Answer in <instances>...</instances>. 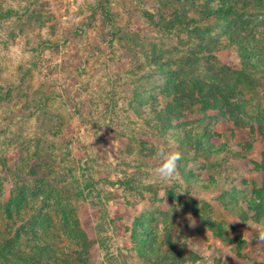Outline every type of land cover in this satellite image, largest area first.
Returning a JSON list of instances; mask_svg holds the SVG:
<instances>
[{
	"label": "rangeland",
	"instance_id": "1",
	"mask_svg": "<svg viewBox=\"0 0 264 264\" xmlns=\"http://www.w3.org/2000/svg\"><path fill=\"white\" fill-rule=\"evenodd\" d=\"M174 9L189 26L168 34L158 22ZM263 37L253 0H0V202L20 191L31 200L20 218L0 213V242L30 250L52 238L64 264H76L85 254L78 222L92 242L87 264H165L156 249L171 250V264H264V216L252 205L264 190V91L245 69ZM243 44L255 51L244 56ZM192 73L236 104L210 101L200 113L189 96L172 102L167 77L178 91ZM235 77L242 93L230 95ZM165 138L184 158L162 183L154 146ZM40 175L50 186L35 191ZM78 180L97 191L76 198ZM42 212L51 226L27 242L22 231ZM0 264L12 263L0 254Z\"/></svg>",
	"mask_w": 264,
	"mask_h": 264
},
{
	"label": "trees",
	"instance_id": "2",
	"mask_svg": "<svg viewBox=\"0 0 264 264\" xmlns=\"http://www.w3.org/2000/svg\"><path fill=\"white\" fill-rule=\"evenodd\" d=\"M254 5L259 7V10L261 12H264V0H253ZM225 3L222 4V6L219 8V10H221L222 12L226 13L227 11H230L231 8H224ZM249 6V5H248ZM164 7V6H163ZM207 13L209 15H214L216 13L215 10H213L212 7H208ZM150 18H153V14L152 13H148ZM192 22H197L198 19L196 18H192L190 19ZM218 22H221V19H217ZM189 22V20L187 19V15L183 14V10L182 9H174L172 10L171 14H166L164 15V17L160 18V21L158 22L160 28L168 33L171 34L172 32H177V31H183L185 30V28H187L189 26V24H187ZM199 25H195V28H197ZM262 41H264V37L261 38ZM240 48H242V51L244 53V56H247L248 54H250L252 51H255L250 45L247 44H243V45H238ZM259 57L256 58L253 62H247V64L245 65V69L247 71L248 74L252 75L255 77V80L258 81L259 86L263 88L264 91V52H259L258 53ZM190 79L187 81H182L184 83V87H179L178 91L176 89V84H178L176 82L177 77H167L169 78L168 83L170 84V86H173L172 90H175L176 94H177V99H170L172 102L174 101L175 103H177L179 106H183L186 97H190V99H192V105L198 106L199 107V112L200 113H204L205 109L208 107L207 104L208 102H212L215 104H218L220 106L223 107H227L230 108L231 106H234L236 103L235 101L229 97L226 96V94H223V86H218L216 83H211L210 87L212 88V90H206V85L204 83H201L199 81L198 78H195L196 76L194 75V73H192L190 76ZM246 81H249V79L251 77H245ZM222 81V78H219ZM234 82H232L233 85H225L226 88H228V92L231 94H237L238 92H241V90H239V88L243 86V81L244 78L243 77H235L233 78ZM175 88V89H174ZM244 88V87H243ZM246 88V87H245ZM199 89L198 92H196V90ZM247 90V89H246ZM218 93V95H216L215 93ZM242 93V92H241ZM247 94H251V89H249L247 92ZM169 98V96H168ZM252 98V97H251ZM250 98V99H251ZM249 99V100H250ZM259 107H260V111L264 110V103L259 102L258 103ZM182 123H179L177 125V128H180L179 125ZM209 142H207L206 144H208ZM144 145L142 141L139 142L138 146ZM204 149H206L203 145H201ZM41 150H45V148L41 147ZM38 154H40V152H37ZM46 154V152H45ZM261 168L264 170V156H263V164L261 165ZM13 173V171H12ZM30 175L33 176H37L38 173L33 170ZM149 175L148 173H145L144 175V179L147 178ZM38 179L36 180V186H34V190L35 191H40V189L44 190L45 188H47V186H50V184L48 183V181H46V178L43 175H40L37 177ZM79 180L77 181L78 186L76 187V190L73 192V195L76 198H85L88 199L90 198V196H92L93 193H95L97 191L96 185L93 183H85L84 185H79ZM123 184L125 186L128 185V183L126 181H123ZM55 191V190H54ZM261 197H259V199H254L252 205H254L255 207H257V209L260 211L261 215L264 216V190L261 189ZM167 196L170 199V207H172L173 209H175V205H172L171 203L173 202V200H175V193L174 191H170L167 190ZM192 200V199H191ZM28 201L30 202L31 200H29V197L26 198L25 195V191H20V193L17 195L16 198H13V200L9 203H2V210H0V213H4L6 214L9 218L11 217V219H14L13 217V210H15V212L17 213V216L20 218L21 213L19 212L18 208L23 207L24 205H27ZM15 204L16 205V209L11 208V205ZM192 204V201L189 202V205ZM192 208H194L197 212V207H194V205H191ZM1 207V205H0ZM64 212V216H65ZM50 214L48 212L44 213H39L38 215H32L31 218L29 219V229L25 231H22V234H24V238L27 242L32 243L33 237H29L26 236L25 234H32V235H37L38 232V228H39V224H43L44 228H48V226L50 225ZM35 220V221H34ZM15 221V220H14ZM49 222V223H48ZM69 221V216L67 215L66 218V224L67 227H70V225H72ZM214 224V223H213ZM11 225V224H9ZM51 226V225H50ZM209 226H213V225H209ZM11 228H13V226H10ZM77 227L79 228V223L76 222L75 227H73V231L78 234V236L81 238L82 240V248L84 249V255H80L77 258H74V261L76 262V264H87L88 263V254H89V247L91 246V240H89V237L87 236L86 233H84V231L81 229V227L79 228L80 232H78ZM51 228V227H50ZM97 229H99V227H97ZM25 230V229H24ZM72 230V229H70ZM72 233V235H75V233ZM19 234H20V230L17 231L15 233L17 240L19 239ZM147 235L142 234L140 236V238H138V241H136L138 244H140L141 241L146 242L147 241ZM29 238V239H28ZM21 240V237H20ZM16 239L14 238H10V237H4L2 239V241L0 242V254L3 255L6 259H9L11 261L12 264H64L65 262L63 261L62 257L59 258V249L57 246V243L55 242L54 239H48L47 242H45V240H40L41 242H45V247H40V243H36L34 247H32L30 250L28 249H24L22 247H17V244L15 243ZM155 245H156V241H155ZM154 247V246H153ZM161 247V246H160ZM154 249H156L155 247L151 249L150 252L154 251ZM61 252H65V249H61ZM158 250L157 255L158 258L160 260H162L165 264H171V257L169 255V252L172 253L171 250L168 251H163V254L159 253L160 249H156ZM173 251H175V247H173L172 249ZM149 252V253H150ZM109 254V252H108ZM143 255V254H141ZM147 255V254H146ZM56 257L55 259L53 258ZM113 259H116L114 257V255L109 254L108 260H110V263Z\"/></svg>",
	"mask_w": 264,
	"mask_h": 264
},
{
	"label": "clouds",
	"instance_id": "3",
	"mask_svg": "<svg viewBox=\"0 0 264 264\" xmlns=\"http://www.w3.org/2000/svg\"><path fill=\"white\" fill-rule=\"evenodd\" d=\"M171 138H165L155 145L154 155L160 161L155 168V173L162 183L174 180L179 173L180 162L183 160V153L179 149L171 147ZM259 240L264 241V229H258Z\"/></svg>",
	"mask_w": 264,
	"mask_h": 264
}]
</instances>
